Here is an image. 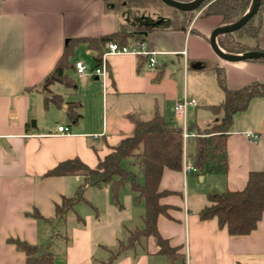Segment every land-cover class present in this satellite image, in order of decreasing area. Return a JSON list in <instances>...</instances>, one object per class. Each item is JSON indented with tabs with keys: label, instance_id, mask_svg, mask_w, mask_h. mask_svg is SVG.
<instances>
[{
	"label": "crops",
	"instance_id": "0c3cea01",
	"mask_svg": "<svg viewBox=\"0 0 264 264\" xmlns=\"http://www.w3.org/2000/svg\"><path fill=\"white\" fill-rule=\"evenodd\" d=\"M125 4V0H0V264H26L19 241L53 254L54 264H170L152 238L111 260L108 248L144 226L145 201L129 184L120 190L117 202L110 184L87 186L83 200L58 218L57 205L76 195L84 177L45 174L75 158L95 168L132 134L131 117L147 119L162 113L179 124L173 107L186 96L198 102L188 110L191 131L208 128L215 116L206 107L224 100L216 68L226 71L232 89L264 82L263 61L233 64L214 53L210 36L223 26L220 18L203 17L201 11L182 28L183 12L162 4L150 7L154 13L162 12V20H143L139 11L150 8L127 9ZM120 28L144 34L150 48L159 52L155 68L142 57L111 55L107 76H91L94 53L81 44L72 62L83 63L86 73L80 74L76 67L69 70L74 87L60 82L49 87L63 104L47 102L44 82L68 41ZM239 39L264 49V34ZM68 102L82 106L77 124L67 117ZM59 126L67 127L69 135L60 133ZM249 133L258 140L250 142ZM190 139L192 152L196 141H187L191 161ZM226 151L225 171L210 170L208 165L199 174L185 175L182 170L163 174L160 190L174 194L162 199L169 211L159 217L158 228L172 246L181 247L186 264H264V217L246 236H231L216 219L199 218L208 205L207 195L242 190L251 172L264 171V97L252 99L234 115ZM132 170L143 183L138 167Z\"/></svg>",
	"mask_w": 264,
	"mask_h": 264
},
{
	"label": "trees",
	"instance_id": "16d2710c",
	"mask_svg": "<svg viewBox=\"0 0 264 264\" xmlns=\"http://www.w3.org/2000/svg\"><path fill=\"white\" fill-rule=\"evenodd\" d=\"M178 2H192L193 0H176ZM128 4V1L126 2ZM252 0H205L194 12H183L185 19L179 23L186 28L190 17L195 16L206 7L203 17H218L221 25L237 22L247 12ZM130 5V4H129ZM160 0H132V6L148 7L161 6ZM264 15V0L256 16L234 33H227L218 37L220 48L229 54H241L249 51H264L259 46L251 47L240 41L239 37L248 36L258 39L262 28ZM259 17L258 22L254 20ZM177 20V19H176ZM175 21V27L177 23ZM146 41L143 33H132L125 28L95 37L72 38L68 41L64 51L54 69L44 82L47 91L46 100L57 106L63 104L61 96L50 91V85L60 82L65 86L74 87V80L67 72L76 66L72 62L77 47L86 45L94 53L96 67L101 64L102 56L109 43L129 46ZM147 60V58L142 57ZM218 85L224 93V100L219 105L206 107L215 117L213 123L204 130H198L195 138V152L192 163L200 172H204L208 165L210 170L227 169L226 139L233 117L244 111L250 101L257 97H264V82L254 81L240 89H232L228 85L226 71L216 68ZM82 106L75 102H68L67 117L71 124H77L82 118ZM133 130L130 136L122 139L95 168L89 167L79 158L69 159L59 163L45 176H82L84 183L78 187L73 198H64L61 205H57L58 218H64L74 206L83 200V193L87 186L101 187L110 184L112 199L117 202L120 190L129 184L137 198L145 201L146 212L143 218L144 226L129 232L125 240H119L114 248H108L112 259L126 251L134 250L143 239L152 238L158 247V253L164 255L170 264H186V255L181 247L172 246L164 238L158 228L160 216H168L169 206L162 203V199L174 194L161 191L160 184L166 170L181 171L183 165V130L179 124L167 120L162 113H155L152 117L143 119L131 117ZM191 130V129H190ZM137 166L143 176V183L137 181V173L132 170ZM208 205L199 213L202 221L216 219L221 228H226L231 236H246L257 229L264 217V171H253L249 174L244 189L239 191L212 192L207 195ZM17 246L27 257L26 264H54L51 253L41 252L38 246L26 242H17Z\"/></svg>",
	"mask_w": 264,
	"mask_h": 264
},
{
	"label": "built area",
	"instance_id": "2783aa9c",
	"mask_svg": "<svg viewBox=\"0 0 264 264\" xmlns=\"http://www.w3.org/2000/svg\"><path fill=\"white\" fill-rule=\"evenodd\" d=\"M158 54L159 52L152 50L150 48V45L147 41H144L142 43L131 44L129 46L126 45L122 46L114 42L109 43L106 46L105 52L102 56L101 64L96 68H94L90 74L91 76L106 77L108 74L107 57L111 55H132L136 57H145L147 58L148 67L154 69L155 66L157 65L156 57ZM75 66L80 74L86 73L87 68L83 63L77 62ZM197 106H198V102L195 99L188 98L186 96L183 99L176 101L173 107L175 118L183 130L184 154H183L182 171L185 175L191 173H195V174L200 173V170L195 165H193V163L190 161V159L187 156L188 139L196 138L198 136L197 133L192 132L188 126V110L190 107H197ZM58 131L63 135H69V129L65 126H59ZM258 138L259 136L257 135L251 133L248 134V139L250 140V142H255L256 140H258Z\"/></svg>",
	"mask_w": 264,
	"mask_h": 264
},
{
	"label": "water",
	"instance_id": "95a60500",
	"mask_svg": "<svg viewBox=\"0 0 264 264\" xmlns=\"http://www.w3.org/2000/svg\"><path fill=\"white\" fill-rule=\"evenodd\" d=\"M205 0H193L192 2H178L176 0H160L165 6L172 8L180 12H194L197 10ZM261 6V0H252L251 6L247 12L242 16L240 20L235 23L223 25L220 28L215 29L210 36V45L214 53L223 61L228 63H241L246 61H263L264 62V51H249L241 54H229L223 51L217 45V38L220 35L227 33H234L240 30L245 24L253 19ZM211 166V165H210Z\"/></svg>",
	"mask_w": 264,
	"mask_h": 264
},
{
	"label": "rangeland",
	"instance_id": "374dc122",
	"mask_svg": "<svg viewBox=\"0 0 264 264\" xmlns=\"http://www.w3.org/2000/svg\"><path fill=\"white\" fill-rule=\"evenodd\" d=\"M128 1V5H126V8L129 9L132 7V0H125V3ZM122 5H124V2L122 3ZM129 7V8H128ZM135 7V6H134ZM150 7H154V6H148V7H143V8H150ZM126 8H122L124 10H126ZM138 8H141V7H138ZM206 7H203L202 11L205 9ZM142 9V8H141ZM147 10V11H146ZM146 10H143L142 12L139 11V14L140 16H143V20H153V19H157V20H162L164 18L162 12L160 10H158L156 13H154L153 9L150 8V10L146 9ZM127 17H130L131 18H134V15L133 14H129V15H126ZM262 20H264V15L261 17ZM254 20H256V22H258L259 20V17L255 18ZM262 32L260 34H264V26L262 27ZM262 44L264 45V39L262 41ZM193 151V141L192 139L189 140V143H188V152L191 154V153H194L192 152ZM192 161V160H191ZM137 172V170H134ZM138 174V173H137ZM143 181V179H142Z\"/></svg>",
	"mask_w": 264,
	"mask_h": 264
},
{
	"label": "flooded vegetation",
	"instance_id": "af4514ba",
	"mask_svg": "<svg viewBox=\"0 0 264 264\" xmlns=\"http://www.w3.org/2000/svg\"><path fill=\"white\" fill-rule=\"evenodd\" d=\"M199 12H200V11H199ZM197 14H198V13H197ZM197 14H196V15H197ZM196 15H195V16H196ZM195 16H194V17H195ZM194 17H193V18H194Z\"/></svg>",
	"mask_w": 264,
	"mask_h": 264
}]
</instances>
